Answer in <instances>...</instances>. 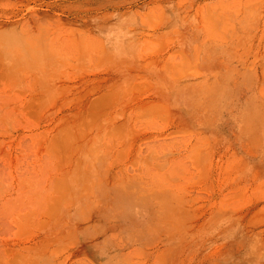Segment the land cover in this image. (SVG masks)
Returning <instances> with one entry per match:
<instances>
[{"label":"rangeland","instance_id":"rangeland-1","mask_svg":"<svg viewBox=\"0 0 264 264\" xmlns=\"http://www.w3.org/2000/svg\"><path fill=\"white\" fill-rule=\"evenodd\" d=\"M0 264H264V0H0Z\"/></svg>","mask_w":264,"mask_h":264}]
</instances>
